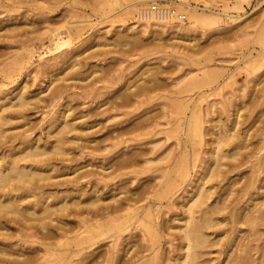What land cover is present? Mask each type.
Instances as JSON below:
<instances>
[{"label":"rangeland","instance_id":"1","mask_svg":"<svg viewBox=\"0 0 264 264\" xmlns=\"http://www.w3.org/2000/svg\"><path fill=\"white\" fill-rule=\"evenodd\" d=\"M127 1L0 0V101L11 89L28 100L8 109L14 114L10 119H5L8 110L0 112V159L5 161L14 150L20 153L22 143L16 135L28 134L44 149L39 157L45 158L41 166L47 169L42 186L33 194L27 191L20 206L46 197L44 204L65 205L51 213L53 220L40 202L33 203L24 217H1L0 249L5 247L12 255H44L40 242L46 232L48 241L67 242L46 254L59 264H106L111 253L118 261L124 259L127 246L133 249L147 240L142 238L143 225L119 229L123 218L118 213L123 210L102 217L98 224L83 225L87 229L80 236L74 234L82 228L75 225L79 217L96 218L99 214L92 211H102L126 196L135 204L153 205L160 230L158 235L145 230L144 237L156 239V251L173 254L178 251V227L187 215L183 203L211 164L213 130L222 121L231 124L234 106H240L239 128L251 125L243 141L247 146L240 151L260 145L264 150V0H155L185 15L155 20L158 31L141 30L146 22L136 18L137 7L148 1L137 3L133 16L122 11ZM186 2L197 7L194 24L185 22L193 18L185 10ZM130 19L135 21L128 24ZM54 27L67 43L45 52L49 42L45 32ZM27 49L33 55L25 54ZM61 84L65 91L57 96L54 89ZM201 93L205 97L192 106L191 99ZM224 98L231 101L222 103ZM62 115L75 127L60 131L62 124L55 126L53 118ZM195 117L203 136L194 139L193 154L186 153L193 170L169 192L172 195L163 196L159 182L169 164L183 155L177 140L185 139ZM63 134L67 138L59 142ZM174 172L170 168L167 173ZM250 174L251 166L244 162L204 182L212 185L213 195L228 197L227 206L216 214L219 223L205 229L212 238L203 247L205 262L218 264L229 247L235 252L240 242L251 240L250 264H263L264 221L252 228L235 222L231 213L233 205L246 204L253 193L239 189ZM260 194L254 201H264ZM38 216L47 221L46 227L38 225L33 238L22 235L34 230L26 225L36 224ZM62 230L68 237L59 236Z\"/></svg>","mask_w":264,"mask_h":264},{"label":"bare ground","instance_id":"2","mask_svg":"<svg viewBox=\"0 0 264 264\" xmlns=\"http://www.w3.org/2000/svg\"><path fill=\"white\" fill-rule=\"evenodd\" d=\"M137 7V9L143 5L152 2L153 0H130L125 3L122 8L123 13L130 14L137 3H143ZM181 1V0H176ZM155 2L159 7L168 10L165 14H152L149 17H144L141 19H137L143 22V25L140 27L141 30L145 31H158L159 27L156 24L155 20H170L169 18H174L173 16L184 18L185 15L180 12L175 13V9L170 6H164ZM188 12L193 17L192 19H186L185 22H193L199 18V13L196 11V8L191 5L189 2H186ZM200 8V7H199ZM185 13V12H184ZM129 15V16H130ZM237 16V15H235ZM201 17V16H200ZM134 19H130L128 24L134 22ZM142 23V22H141ZM149 23L151 26L147 29V24ZM140 24V23H139ZM160 24V23H159ZM45 35L48 39V45L45 46V52H50L53 48H57L59 45L63 44L67 41V38H64L61 35V30L58 28H50ZM41 36V35H40ZM67 43V42H66ZM53 44V45H52ZM25 54L31 56L33 55L32 49H27ZM43 55V54H42ZM64 81V80H62ZM65 85L61 84L55 87L54 93L58 95H63ZM142 88V87H141ZM144 89V88H143ZM142 89V90H143ZM9 95H7L4 99L0 101L1 111L10 109L11 106L18 105L24 106L28 100L24 97V94L20 91L15 93L14 89L9 90ZM204 94H199L194 99H191L192 106L198 105V102L204 98ZM13 98H17L15 102H12ZM231 99V98H230ZM222 103L230 102L226 98L221 99ZM236 112H234L235 118L232 120L231 124L228 125L225 121H222L217 125V128L213 130V134L215 135V145L209 153V156L212 157L211 164L206 168L203 176L201 177V181L190 195L186 197L185 202L183 203L184 209L183 211L187 212L186 219L183 224L178 227L177 230V238L178 244L177 248L173 254L169 253H161L160 251H156L155 240L152 238H145V230L149 232L155 231V234L158 235L160 230L159 226L155 225V221L158 218V214L153 211V205L150 202L135 204L134 201L131 200L130 196H126L124 199H118L115 203L108 204L102 211H92L94 215H98L96 218H92L91 216L79 217L76 220V226L82 227L79 232L75 233V236H80L81 232L85 231L87 228L85 226L95 225L99 223V220L104 216H110L116 214L119 210H123L118 213L123 218L122 227L119 228L121 230L132 229V226L141 228L143 225L145 230L142 232V238L147 240L146 242H141L136 247L131 249V245L127 246L124 251V259H120L118 261L117 255L112 254L105 258L106 264H146L145 260H150V264H154L160 262V264H210L208 261H204L201 259L202 252L204 250L203 247L209 245L212 241V238L208 235V232L205 230L207 228H211V226L219 223L218 215H216L221 209L227 206L228 197L222 193H218L213 195L212 185L204 186V182L213 177H218L224 171L228 172L232 169H235L238 165H241L244 162H248L251 166V174L248 175L242 182L239 189L243 190V193L246 192L247 188L253 190V193L250 195L248 202L244 205H233L231 209V213L234 214L235 222H244L251 226H256L257 224L264 221V201H254L255 198H258L261 194L264 193V150L260 151L263 145L260 147H249L246 151H240L242 146H247L243 144V141L247 139L248 128L240 129L239 123L241 122V112L240 106H234ZM13 110H8L7 117L10 119L14 114H12ZM194 112L199 111L197 108H193ZM55 120L54 125L57 127L59 125L62 126L60 131H63L66 127H75L72 125V122L66 117V115H62L61 118L54 117ZM191 120V117H190ZM189 130L185 132L184 140H177L178 145L183 151V155H181L178 159H175L173 163L169 164L168 170L164 172L163 179L159 182L160 187H163L161 191V195L165 196L169 192H174L176 187L183 181L189 177V174L193 170L194 162L190 159H187L186 153L193 154V142L197 139H201L203 136V132L201 130L202 125L197 118H194V124L188 125ZM189 133L192 134V138L189 136ZM18 141L22 143L21 151L16 152L11 151L8 153V157L5 161L0 159V220L1 217H5L6 215H19L24 217L26 215V210L33 208V203L40 202L42 206H44L43 211H46V215H49V218L53 220L51 213L58 210L65 209V205L61 204L59 206H51L52 203H46V198L39 199L36 202L29 203L27 206H20V201L22 198L29 195L30 192L33 194V190L35 188L42 186L40 182L43 176V171L47 169V167L41 166V162H45V158H40L39 154L44 149H39L40 145H34L33 141L29 140L28 134H17ZM59 138V142H64L67 138L66 134L61 135ZM195 139V140H194ZM196 140V141H197ZM13 144V143H11ZM190 144V145H189ZM188 146H191L188 148ZM227 146V147H226ZM58 148H61V145H57ZM19 149V148H18ZM23 150L25 152H23ZM254 153L253 158H250ZM186 157V158H185ZM184 158V159H183ZM180 159V160H179ZM225 165L228 166L225 169ZM103 167V166H102ZM46 168V169H45ZM175 170L173 174L167 173L169 169ZM167 169V168H166ZM263 174L261 175V173ZM244 175H240L239 178ZM206 178V179H204ZM231 183V181H230ZM159 187V188H160ZM227 189L233 191V188L230 184L227 185ZM255 188H257V195L254 194ZM260 190V191H259ZM30 191V192H27ZM3 195V198L1 196ZM169 195H172L169 193ZM213 197V199L208 202V198ZM251 199V200H250ZM90 204L94 203V200L89 201ZM253 204V206H251ZM30 212H34L33 210ZM38 222L36 224L26 225L23 224V227L29 228L33 227L34 230L24 231L22 235H27L29 238H33L36 230L38 229V225L40 228H44L47 225V221L43 219L42 216H38ZM85 225V226H83ZM170 226V225H168ZM166 226V229L169 228ZM211 232V231H210ZM59 236L68 237L66 234V230H62L59 233ZM153 234V233H151ZM50 235L48 233H43L42 237L44 238L43 242H40V248L43 249L44 255H23L22 252H16L15 255H12L13 252L6 251L5 247L0 249V264H59L56 261H52L49 259L46 254L55 249V247L59 245L66 244L65 241H48ZM216 236V235H215ZM214 240L213 242H215ZM235 244V240L231 243V247ZM253 249L251 245V240H245L240 242V245L237 247L235 252L231 250L229 247L226 250L225 257L219 260L218 264H250V254ZM79 250V249H78ZM78 250H75L78 252ZM231 250V251H229ZM149 252V253H148ZM151 253V254H150ZM77 253L73 254L76 255ZM83 257L77 258L79 262L83 261ZM143 262V263H142ZM264 264V262H263Z\"/></svg>","mask_w":264,"mask_h":264},{"label":"built area","instance_id":"3","mask_svg":"<svg viewBox=\"0 0 264 264\" xmlns=\"http://www.w3.org/2000/svg\"><path fill=\"white\" fill-rule=\"evenodd\" d=\"M159 11L158 14H165L168 12V10L159 7L155 2H149L146 5H143L141 7H139L136 11V17L138 19L144 18V17H149L152 14L154 15L155 13H157Z\"/></svg>","mask_w":264,"mask_h":264}]
</instances>
